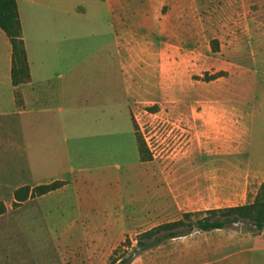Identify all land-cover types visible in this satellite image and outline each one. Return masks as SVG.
Returning a JSON list of instances; mask_svg holds the SVG:
<instances>
[{"label": "rangeland", "instance_id": "obj_1", "mask_svg": "<svg viewBox=\"0 0 264 264\" xmlns=\"http://www.w3.org/2000/svg\"><path fill=\"white\" fill-rule=\"evenodd\" d=\"M101 1L138 3L63 0L67 15L49 8L37 11L45 23L42 31L50 36L53 23L47 20L60 24L63 16L85 71L78 134L67 126L45 141L38 133L41 119L35 122L33 150L51 169L43 179L60 172L66 177L42 185L60 182L62 190L73 182L72 167L81 172L75 175L78 184L62 195L43 202V196L35 197L19 208L13 206L14 193L0 189V202L7 208L0 215V264H108L116 250V258L132 254L140 234L180 220L185 213L248 204L264 184L262 173L254 178L244 172L236 142L230 147L229 137L211 125L244 118L251 143L264 154V0H139L138 5L149 4L156 11L120 13L118 19L136 22L132 34L139 24L145 27V20H163V44L152 55L153 48L137 52L141 44L133 41L128 54L117 57ZM26 10L35 16L29 6ZM126 59L128 75L122 67ZM147 59L156 60L155 70L144 62ZM110 70L116 71V94L105 90L109 79L111 89L114 85ZM219 72L227 76L206 82ZM104 104L110 105L109 126ZM73 131L78 140H73ZM25 144L28 141L17 148L21 154L23 148L28 150ZM2 180L11 187L42 186L18 171L2 173ZM78 216L87 220L84 232L68 227ZM123 222H128L124 236ZM66 232L69 236H62ZM100 236L113 243L101 244ZM130 264H264V231L235 225L195 232L133 253Z\"/></svg>", "mask_w": 264, "mask_h": 264}, {"label": "crops", "instance_id": "obj_2", "mask_svg": "<svg viewBox=\"0 0 264 264\" xmlns=\"http://www.w3.org/2000/svg\"><path fill=\"white\" fill-rule=\"evenodd\" d=\"M101 2L103 4L100 8L107 14L109 21L108 26L112 35V42L114 43L115 57H117L118 53L120 56L128 54V51H130L128 44H131L133 41L141 44L136 48V51L139 53L144 54L148 52L147 50H151L150 48H153L152 55L158 53L164 40L163 20L153 19L150 21L151 23L145 20V27L141 24L143 28L139 24V27H137L138 32L132 34L136 22L134 21L135 23L128 24V20L123 22L118 19L120 18L118 16L120 13L141 14L154 12L157 9L155 6L149 4L140 6L138 5L139 0L134 5H117L106 1ZM17 4L30 66L31 82L19 87L23 98V106L20 107L16 104L15 93L17 89L12 83V47L8 37L0 29V175L2 173L7 175L13 174L17 171L19 174H29L32 175L30 182L36 183L35 185L47 184L60 179L64 181L66 177L63 172L58 173L55 177L43 179L51 172V169L49 170L50 163L33 150L31 142L32 140L34 141L37 135L35 133V131L37 132L35 122L39 120L37 118L41 119V121L39 120L41 125L38 133L40 138H44L45 141L55 139L57 133L66 131L67 126H71L75 133L78 134L76 130L80 108L82 106L80 102L83 99L85 90L83 55H79L74 45L75 39L68 36V25L66 23L63 24V16L60 18V24L55 23L56 21L53 20L52 22L51 20H47L48 16L47 18L45 17V20L49 24L53 23L51 25L48 24V29L53 34L52 36L45 35V32L42 31L43 24L45 23L41 22L43 21L42 15L39 17L37 11L40 8H49L67 15V9L63 5V0H55L53 2L49 0H17ZM27 6L31 8V11H35V16H33L34 13L30 15L26 13ZM70 49L72 50L71 52ZM139 60L140 62L142 61V56H140ZM149 61L155 64L157 63L155 62L156 60L147 59L144 61L151 69L155 70L154 64L152 65ZM115 64L116 60H114V67ZM122 67L125 75H128L127 59L122 63ZM154 74L156 73L153 72L152 75L154 76ZM108 76L109 78L111 76L114 77V85L111 89V80L109 79L108 87L105 90L109 94L111 92L116 94V71L114 70L112 74L110 70ZM109 100L111 99L109 98ZM116 101L115 98V119ZM99 103L101 104L102 102L99 101ZM103 107H107L106 109H108L104 114H107L108 119L106 124L109 126L112 120L109 112L110 105L104 104ZM211 125L229 137L233 143L230 144V147H234V142H236L237 158H242L245 173H249V176L251 174L254 178L260 177L261 173L264 175V171H262L264 170V154H260L259 152L261 151H258V147L251 143L250 130L244 118L242 122L234 118H228L226 121L220 120ZM74 131L72 134L73 137L75 135ZM73 140L78 139L74 137ZM27 141L29 144L28 146L25 144V146L28 147V150L23 148L24 151L21 150V154L19 150L17 151V148H19L20 142L26 143ZM45 145L47 146V143ZM259 149L261 150L260 146ZM17 158H19V166L18 169H15V161ZM78 171L81 172L77 167H72L69 170V174L74 177V179H71L73 180V184L71 183L62 190L51 192L43 196L40 200L43 202L53 195H62L71 186L77 185L78 180L75 175L78 174ZM47 172L48 174L46 175ZM4 182V180L0 181V189L2 191L7 188L15 193L21 186V183H18V185L11 187ZM24 185L26 184H23V187ZM35 185L32 184V186ZM77 226L83 232L86 230L87 220L84 216H78L74 223L68 227L72 229ZM121 229L122 235H127L128 222H123ZM67 233L62 236H69ZM100 242L105 246L113 243V241L106 243L104 237H102ZM93 243V241H90V246Z\"/></svg>", "mask_w": 264, "mask_h": 264}, {"label": "trees", "instance_id": "obj_3", "mask_svg": "<svg viewBox=\"0 0 264 264\" xmlns=\"http://www.w3.org/2000/svg\"><path fill=\"white\" fill-rule=\"evenodd\" d=\"M0 29L8 37L12 47V83L17 89L16 104L23 106V98L19 87L31 82L30 66L26 45L23 37L22 25L17 0H0ZM227 76V72H219L208 76L206 82L216 81ZM139 150L143 153L141 138L137 136ZM61 183H53L32 188L24 186L14 193V208L21 207L29 199L42 197L58 190ZM6 206L0 202V215L5 214ZM235 225H244L254 232L264 231V184H262L254 200L245 205L185 213L180 220L162 224L138 236L134 254L151 250L169 240L188 237L195 232H212L224 230ZM129 243V240L127 241ZM126 242V243H127ZM118 250L114 252L108 264H130L133 253L124 254L116 258Z\"/></svg>", "mask_w": 264, "mask_h": 264}]
</instances>
